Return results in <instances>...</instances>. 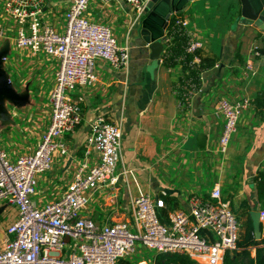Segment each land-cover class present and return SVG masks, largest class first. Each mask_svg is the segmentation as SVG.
<instances>
[{
    "label": "crops",
    "instance_id": "0c3cea01",
    "mask_svg": "<svg viewBox=\"0 0 264 264\" xmlns=\"http://www.w3.org/2000/svg\"><path fill=\"white\" fill-rule=\"evenodd\" d=\"M2 1L0 69L14 98L0 91L1 146L9 159L15 160L32 153L49 126L50 93L58 61L17 46L16 26L3 13ZM69 2L44 0L41 19L63 32ZM173 14L185 19L187 30L202 43L200 55L214 61L212 66L198 69L196 88L185 95L182 79L194 76L190 68L184 71L181 56L171 66L163 61L167 44L159 61L150 58L149 43L141 33L144 12L138 15L124 0L89 1L85 17L111 28L119 46L128 49L129 64L113 70L99 59L96 80L71 93V98L80 102L81 124L66 135L67 154L54 152L50 168L37 175L32 199L39 206L56 200L76 171L86 172L96 163L98 153L87 143V136L90 123L102 115L121 129V157L115 168L116 181L91 191L81 216L99 224L130 222L131 201L145 194L163 200L164 207L159 210H165L162 218L167 221L171 211L188 210L192 195L207 199L218 187L239 220V233L248 208L249 214L259 212L261 235L255 239L260 241L264 236V218L260 216L264 195L258 193L264 175V36L256 27L239 23V0H192ZM220 97L249 101L225 152L219 147L225 121L217 104ZM261 191L264 194V185ZM16 215L15 206L0 202V250L10 237L7 229ZM152 251L138 244L124 259L130 264L142 259L156 264L160 253ZM250 253L255 256V247Z\"/></svg>",
    "mask_w": 264,
    "mask_h": 264
},
{
    "label": "built area",
    "instance_id": "2783aa9c",
    "mask_svg": "<svg viewBox=\"0 0 264 264\" xmlns=\"http://www.w3.org/2000/svg\"><path fill=\"white\" fill-rule=\"evenodd\" d=\"M89 1L70 0L63 32L41 19L44 0L2 1L3 13L15 23L17 46L54 57L58 69L50 93V123L34 151L9 159L1 146L0 130V202L17 209L16 219L7 229L10 237L0 250V264H116L132 255L137 244L157 253H184L204 264H222L226 252L237 250L240 223L218 187L207 199L192 195L188 210L171 211L167 221L158 217L163 200L145 194L131 201L130 222L99 224L81 216L91 191L116 181L115 168L121 157V129L102 115L90 123L87 136V143L98 153L96 163L86 172L76 171L56 200L42 206L33 201L37 175L50 168L54 152L67 154L66 135L81 124L80 102L71 93L96 80L97 60L113 70L129 64L128 49L119 46L111 28L85 17ZM147 1L124 0L138 15ZM174 18L173 33L165 29L164 46L172 43L174 33L184 37L185 55L180 62L193 54L187 65L197 69L200 59L196 51L202 43L187 30L185 19ZM198 79L199 72L183 77V95L195 90ZM217 104L225 117L219 139L220 151L225 152L249 101L220 97ZM260 216L264 218V212ZM135 264L150 263L142 259Z\"/></svg>",
    "mask_w": 264,
    "mask_h": 264
},
{
    "label": "water",
    "instance_id": "95a60500",
    "mask_svg": "<svg viewBox=\"0 0 264 264\" xmlns=\"http://www.w3.org/2000/svg\"><path fill=\"white\" fill-rule=\"evenodd\" d=\"M192 0H148L144 6L145 18L142 21L141 33L144 40L149 43L151 50L150 58L159 61L160 54L164 49V33L170 19V15L181 11L185 4ZM240 17L239 23L246 26H254L264 36V0H239ZM0 91L12 99L14 98L4 72L0 69ZM0 98V111H1ZM253 220L254 236L260 239L261 230L259 212L250 213Z\"/></svg>",
    "mask_w": 264,
    "mask_h": 264
},
{
    "label": "trees",
    "instance_id": "16d2710c",
    "mask_svg": "<svg viewBox=\"0 0 264 264\" xmlns=\"http://www.w3.org/2000/svg\"><path fill=\"white\" fill-rule=\"evenodd\" d=\"M174 15L169 19V24L167 28L170 31V34L173 33L172 26H174ZM184 37L179 36L178 34H173L172 43L165 46V52L162 54L163 61L171 66L175 63V58L185 55L184 53ZM196 55L200 59L197 71L204 70L205 68L212 66L214 61L208 57H202L199 50L196 51ZM193 59V54H187L185 56V61L182 60V65L185 70L190 68V74L196 76V69L191 68L187 65ZM199 69V70H198ZM181 87V81L178 84ZM176 87V91L180 95L181 89ZM264 185V175H261V181L259 183V197H263V192L261 191L262 186ZM164 209H158V217L163 221L162 215H164ZM247 220L242 225V231L239 233V238L237 241L238 250L232 252H226L222 264H264V236L260 241H257L254 236L253 223L249 214V208L246 212ZM264 233V231H263ZM255 247V256L252 257L250 253V248ZM156 264H195L194 261H191L188 257L180 255L177 253H160L155 258ZM116 264H130L125 259H119Z\"/></svg>",
    "mask_w": 264,
    "mask_h": 264
},
{
    "label": "rangeland",
    "instance_id": "374dc122",
    "mask_svg": "<svg viewBox=\"0 0 264 264\" xmlns=\"http://www.w3.org/2000/svg\"><path fill=\"white\" fill-rule=\"evenodd\" d=\"M234 6H236V5H234ZM175 16H177V17H178V15H176V14H175ZM132 192H133V193H135L134 191H132ZM237 220H238V219H237ZM238 222H239V220H238ZM137 245H138V244H137ZM143 248H144V249H146V250H148V251H151V252H153V251H152L153 249H151V250H150V249H147V248H146V247H144V246H143Z\"/></svg>",
    "mask_w": 264,
    "mask_h": 264
}]
</instances>
